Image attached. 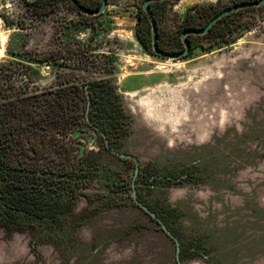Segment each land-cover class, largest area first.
Masks as SVG:
<instances>
[{
	"label": "rangeland",
	"instance_id": "rangeland-1",
	"mask_svg": "<svg viewBox=\"0 0 264 264\" xmlns=\"http://www.w3.org/2000/svg\"><path fill=\"white\" fill-rule=\"evenodd\" d=\"M239 1L167 0L164 36L178 35L196 4L222 10ZM143 3L110 0L101 15H85L69 0H0V64L8 68L0 83L13 81L33 96L109 77L131 115L117 150L138 156L141 166L204 167L202 183L140 188L148 201L182 213L174 226L184 242L202 237L211 248L207 258L187 254L184 262L264 264V6L234 17L242 27L236 39L203 37L173 60L139 38ZM68 137L115 171L111 194L120 204L105 207L107 183L94 182L93 200L77 202L76 211L91 218L73 229L75 252L40 241L33 250L31 231L0 229V264H177L175 242L119 186L133 176L134 161L110 153L94 130Z\"/></svg>",
	"mask_w": 264,
	"mask_h": 264
},
{
	"label": "trees",
	"instance_id": "trees-1",
	"mask_svg": "<svg viewBox=\"0 0 264 264\" xmlns=\"http://www.w3.org/2000/svg\"><path fill=\"white\" fill-rule=\"evenodd\" d=\"M41 1L44 0H33V3ZM249 1L257 0H240L238 3ZM255 8L259 7H247L223 16L203 35H187L191 50L198 39L213 34L227 42L236 39L241 35L237 30L242 27H238L234 17ZM220 11L213 3H199L190 7L180 33L172 34L171 40L164 36L162 30L163 13L160 17L153 14L157 21L159 48L171 52L183 50L182 32L205 27ZM137 34L146 46L153 49L151 20L147 21L146 26L138 25ZM7 72V66L0 64V79ZM89 99L91 124L86 117ZM93 125L105 132L111 147L115 149L118 140L130 133L131 115L126 112L109 77L84 83H64L33 96L26 94L25 89L17 87L13 81L0 83V229L7 234L31 231L34 234L31 242L33 250L40 241L51 243L65 253H73L79 243L73 229L91 218L86 210L76 211L77 202L82 197L90 202L93 200L88 191L93 183H107L103 184V190L109 193L102 195L105 207L120 204L119 197L111 194L114 191L112 180L115 171L97 153L89 150L82 152L81 147L74 145L73 139L68 137L69 132L85 128L101 136ZM203 169L197 165L179 169L146 165L141 166L140 176L136 178L139 198L156 211L179 237L182 260L187 254L207 258L211 248L202 237L184 242L181 229L174 226L182 213L176 207L148 201L140 188L142 184L155 188L184 182L202 183L205 182ZM133 176L128 181L122 180L124 185L119 186L132 191Z\"/></svg>",
	"mask_w": 264,
	"mask_h": 264
},
{
	"label": "water",
	"instance_id": "water-1",
	"mask_svg": "<svg viewBox=\"0 0 264 264\" xmlns=\"http://www.w3.org/2000/svg\"><path fill=\"white\" fill-rule=\"evenodd\" d=\"M31 1H33V0H31ZM151 1H153V0H145L144 8H145L146 12L148 13L150 20H151V23H152L153 50L155 51L156 54H158L162 57H165V58L173 59V60L182 59L190 53L191 42L187 38V35H189L191 33L203 35V34L207 33L209 31V29L219 19H221L223 16H225L227 14H230L234 11H238L240 9L247 8V7H260V6L264 5V0H257V1L241 2V3H237V4H234V5H231V6L224 8L223 10L218 12L214 17H212V19L209 20V22L206 24L205 27L200 28V29H186V30H184L182 32V35H181L182 41L185 45L184 49L181 51H177V52H171V51H166V50L159 48V45L157 42V38H158L157 21L155 20L153 12L151 11V8H150V2ZM73 2L78 6L80 11L87 13L89 15H100L106 11L107 6H108L107 0H103L102 5L98 9L86 8V7L82 6L81 4H79V2L77 0H73ZM90 102H91V100L89 99V105H88L86 117H87V121L91 124L92 122H91L90 115H89ZM93 126L103 137V139L105 141V146L110 153H112L115 156L120 157L122 159H131L134 161L135 168H134V176H133V182H132V198H133L134 202L143 211H145L150 217L155 219L157 221V223L161 226L163 231L175 242L177 264H186L181 258V241H180L179 237L168 227V225L165 223L163 218L156 211L152 210L146 203H144L138 196L136 178L138 176H140L141 162H140L139 157L134 155V154L119 151V150L111 147L110 141H109L107 135L105 134V132L103 130H101L98 126H96V125H93Z\"/></svg>",
	"mask_w": 264,
	"mask_h": 264
},
{
	"label": "flooded vegetation",
	"instance_id": "flooded-vegetation-1",
	"mask_svg": "<svg viewBox=\"0 0 264 264\" xmlns=\"http://www.w3.org/2000/svg\"><path fill=\"white\" fill-rule=\"evenodd\" d=\"M79 4L82 6L89 8V9H98L101 5L103 0H77ZM108 4L110 0H107ZM145 2V0H144ZM167 0H153L150 2V8L157 17H160V14L163 12ZM72 5L76 8L77 11H79L81 14L89 15L87 13L81 12L79 8L75 5V3L71 0ZM108 7V6H107ZM150 20L148 13L146 12L144 8V3L142 7L138 8V22L139 27H142L143 25H147V21Z\"/></svg>",
	"mask_w": 264,
	"mask_h": 264
},
{
	"label": "built area",
	"instance_id": "built-area-1",
	"mask_svg": "<svg viewBox=\"0 0 264 264\" xmlns=\"http://www.w3.org/2000/svg\"><path fill=\"white\" fill-rule=\"evenodd\" d=\"M1 6H3V5L0 4V8H1Z\"/></svg>",
	"mask_w": 264,
	"mask_h": 264
}]
</instances>
